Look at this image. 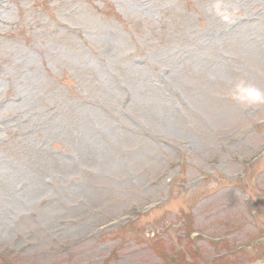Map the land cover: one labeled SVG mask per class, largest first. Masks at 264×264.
<instances>
[{
	"label": "rangeland",
	"instance_id": "374dc122",
	"mask_svg": "<svg viewBox=\"0 0 264 264\" xmlns=\"http://www.w3.org/2000/svg\"><path fill=\"white\" fill-rule=\"evenodd\" d=\"M239 78L264 89V0H0V264H200L192 233L263 238L254 264L264 105Z\"/></svg>",
	"mask_w": 264,
	"mask_h": 264
},
{
	"label": "clouds",
	"instance_id": "9594fccd",
	"mask_svg": "<svg viewBox=\"0 0 264 264\" xmlns=\"http://www.w3.org/2000/svg\"><path fill=\"white\" fill-rule=\"evenodd\" d=\"M230 96L241 107L247 108L253 105H264V89L249 83L244 78H239L233 82Z\"/></svg>",
	"mask_w": 264,
	"mask_h": 264
}]
</instances>
